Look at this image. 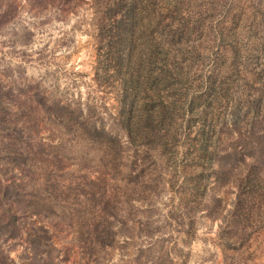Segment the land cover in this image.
Returning <instances> with one entry per match:
<instances>
[{
    "label": "rangeland",
    "instance_id": "obj_1",
    "mask_svg": "<svg viewBox=\"0 0 264 264\" xmlns=\"http://www.w3.org/2000/svg\"><path fill=\"white\" fill-rule=\"evenodd\" d=\"M0 264H264V0H0Z\"/></svg>",
    "mask_w": 264,
    "mask_h": 264
}]
</instances>
